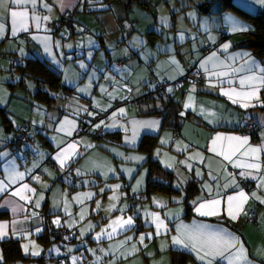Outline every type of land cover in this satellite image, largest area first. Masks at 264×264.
I'll return each mask as SVG.
<instances>
[{
    "label": "crops",
    "instance_id": "crops-1",
    "mask_svg": "<svg viewBox=\"0 0 264 264\" xmlns=\"http://www.w3.org/2000/svg\"><path fill=\"white\" fill-rule=\"evenodd\" d=\"M25 10L27 31L14 33L11 11ZM260 11L261 0H37L35 5L0 7V153L6 154L0 155V232L8 237L0 240V264L37 262L5 260L2 243L7 240H18L22 254L30 258L41 254L58 259L69 251L64 264H104L113 256L124 260L125 247L113 249L102 242L109 236L120 239L132 229L119 228L127 220L121 212L131 191H139V200L144 194L149 206L160 208L167 219L159 233L165 242L162 249L143 251L141 261L127 259L126 264H156L152 261L161 251L168 253L162 264H172L170 250L185 253L184 264H207L199 256L215 248L227 251L212 258V264H230L238 250L252 264H264V84L240 83L260 76L264 67V57L241 44L254 28L248 16ZM66 13L68 24L49 29L50 22ZM234 22L248 30L232 31ZM225 43L230 44L227 51L222 49ZM119 58L124 59L121 67L116 65ZM246 60H254L257 69L250 71ZM189 68L199 71L202 80L184 81L173 90L178 136L172 139L173 129L164 125L165 111H159L165 104L157 83L177 80ZM47 69L59 76L54 88L43 82ZM249 83L259 89L258 99L236 94L252 90ZM38 90L49 100L40 99ZM127 98L139 106L116 105ZM243 103L254 106L244 108ZM101 112L107 114L94 123L92 117ZM248 121L257 126L254 137L240 129ZM79 125L89 131L100 125L105 138L77 133ZM25 126L26 140L18 143L17 134ZM146 134L157 135L161 149L177 157L179 174H173L172 186L180 191L163 193L169 200L145 192L148 159L165 165L160 157L164 150L153 155L136 149ZM62 149L63 168L55 159ZM251 164L258 167H248ZM138 175L145 178V186L134 190ZM191 179L199 188L189 198L192 211L185 215L183 187ZM110 180L115 193L110 211L102 212L93 205L99 187ZM208 201L219 203L201 211L216 215L196 211ZM250 210L255 212L253 220L246 216ZM147 221L142 222L155 234L154 223ZM51 227L73 232L75 240H51L44 247L38 237ZM174 237L187 247L174 244ZM95 240L96 250L91 246Z\"/></svg>",
    "mask_w": 264,
    "mask_h": 264
},
{
    "label": "trees",
    "instance_id": "trees-1",
    "mask_svg": "<svg viewBox=\"0 0 264 264\" xmlns=\"http://www.w3.org/2000/svg\"><path fill=\"white\" fill-rule=\"evenodd\" d=\"M248 18L252 21L254 28H253V31L250 32L245 37V39L241 42V44L243 46H246L252 49L257 55L264 57V12L260 11L256 15L248 16ZM191 70L192 69L189 68L188 71L185 73H191ZM44 72H45L44 74L46 78L43 82H46L47 85L51 88H54L57 85H59V76L55 72H53L50 69H47ZM184 74L180 78H178V80L183 78ZM161 81L162 80H160L157 83V87ZM176 88L178 87L173 88V90ZM173 90H172L171 96L166 97L162 94L160 95L161 96L160 98L162 99L165 105H164V109L163 110L161 109L159 111H163V112L165 111L164 118H163L164 125L171 127L174 132V130H177V127H178L176 123L178 110L176 107L177 106L176 103H174V99H173L174 91ZM38 94L40 96V99L45 100V101L49 100L48 94L46 92H43V91L41 92L40 90H38ZM240 129H243L245 132H247L245 130V125ZM256 133L257 131H254V132H251L250 135L254 137ZM18 134L16 137L17 142H18L17 140ZM93 137L96 139H100V138L104 139L105 132L104 131L102 132L101 137H98V136H93ZM157 139H158L157 135L155 134H146L141 138L136 149L150 154L152 152L153 147L157 144ZM18 143H22V142H18ZM147 165H148V174H147L146 187H145L146 194H149L150 192H161V193L170 195V194L177 193L180 191L178 188H175L174 186H172V180L174 178L172 171L163 169L161 165L159 164V162L157 161V159H154V158L148 159ZM198 188H199L198 183H197V180L195 179L189 180L183 187V191L185 193L184 203L186 205L185 215H187L188 213L192 211V205L189 202L190 201L189 198L194 193V191L198 190ZM137 228L138 229L142 228V225L137 226ZM38 240H40L43 246L46 247L51 240L57 241L59 239L52 235L51 228H50V230H46L44 234L39 236ZM74 240H75V234H74L73 239L70 242ZM70 242H67V243H70ZM62 243H65V242H62ZM2 251H3L5 260H9V261H13L15 259H29V260L34 259L37 262L39 261L42 262L44 259L43 256H39L36 258H30V257L24 256L22 254V250L20 248L18 240L4 241L2 243ZM66 252L67 251H65V253ZM65 253L61 258L65 257ZM170 254H171L172 264H184L186 260L188 259V256L185 253L177 251V250H170ZM68 257L69 256L66 257V260L62 264H64L67 261ZM59 259L60 258L56 259L58 264H59Z\"/></svg>",
    "mask_w": 264,
    "mask_h": 264
},
{
    "label": "rangeland",
    "instance_id": "rangeland-1",
    "mask_svg": "<svg viewBox=\"0 0 264 264\" xmlns=\"http://www.w3.org/2000/svg\"><path fill=\"white\" fill-rule=\"evenodd\" d=\"M123 43V42H121ZM122 101V100H121ZM102 114H104L105 112H101ZM99 113H97L95 116H93L92 118H95ZM161 143L159 141V139H157V144L153 147V155H157L160 154L159 151L160 150H164L161 149ZM163 155L160 157H164V161H165V165H163L161 162V164L164 167H168L170 169H176L174 170L175 175H178L179 173V164H177V157H175L174 155H171L168 150H164ZM158 156V158H159ZM159 163V164H160ZM160 164V165H161ZM162 167V166H161ZM164 167H162L163 169H165ZM171 171V170H170ZM111 180L110 182H105L101 187H99L98 192L100 193L99 196L97 197V199L94 201V205L93 207L97 210L100 209V211L102 212H109L110 211V199L114 196V184H111ZM138 182L139 185H138ZM145 186V178L143 179L142 177L140 178V175H138L133 183V189L135 190H140L143 189ZM118 188V187H117ZM116 188V192H118V189ZM106 189H109L108 191H106ZM136 193L137 196V203L135 206L131 205L130 202V195ZM139 191H131L128 193L127 196V202L128 204L126 206H124V212H121L122 214H125V218L128 219L129 217H132L133 219V224H132V229L128 232H126L127 235L123 236L122 238L118 239H114L112 237L109 236V239L106 242H102V243H107L108 247L110 248H118V247H125L126 250H122V251H126L125 253V258L122 261H118L116 257H112L111 260L106 261L104 264H126L127 259L128 261H133L135 259L141 261V259H143V251L145 253H147L150 250H154V253H156L158 247L160 249H162V246L165 245L164 240H162L161 235L159 234L161 229L164 227V221L167 219V214H164V218H162V211L160 210V208H151L149 206V202L147 200H145V195L142 194V196H140L142 198V200H139ZM155 195V197H159V198H167L169 200V197L166 195H162L163 193L161 192H154L153 193ZM103 195H108L107 198H105ZM163 196V197H162ZM179 196V195H176ZM183 197V196H182ZM169 208V207H168ZM155 214V215H153ZM120 216V215H119ZM138 216V217H137ZM148 219V221H147ZM164 219V220H162ZM142 221H147L150 223V221H152L154 223L155 226V234L153 233V231L150 228H147V226L145 224H143ZM163 221V226H161L159 228V230L157 229V224ZM142 224V228L138 229L137 225L138 224ZM129 227V226H128ZM149 234H151L149 236ZM143 235V240H141V236ZM94 240V239H93ZM60 244H66V243H62L61 241L57 240ZM90 243V241L87 242V245ZM69 244V243H67ZM71 244H75L74 242ZM76 245V244H75ZM91 246L98 247V242L95 240L94 243H91ZM122 247V248H123ZM90 250V248H89ZM80 250H76L75 252H78ZM82 251V250H81ZM64 252V251H63ZM74 252V251H73ZM65 253V252H64ZM161 255L156 256L153 259L152 262L156 263V264H162L164 261V256L168 253H164L163 251L160 252ZM41 255V254H40ZM39 255V256H40ZM38 256V257H39ZM43 256V255H42ZM44 259L43 261H39L36 262V264H57L56 263V259L52 258V256H43ZM54 257V256H53ZM95 257V255H94ZM128 257V258H126ZM146 257V255H145ZM35 264V263H34Z\"/></svg>",
    "mask_w": 264,
    "mask_h": 264
},
{
    "label": "snow or ice",
    "instance_id": "snow-or-ice-1",
    "mask_svg": "<svg viewBox=\"0 0 264 264\" xmlns=\"http://www.w3.org/2000/svg\"><path fill=\"white\" fill-rule=\"evenodd\" d=\"M32 3V4H36L37 0H0V7H7L8 4H15V5H23L25 3ZM262 3H264V0H261ZM11 16L14 18V27H13V32H19V31H27V27H26V22H27V19H28V12L27 10L25 11H11ZM33 19H36L35 17H33ZM44 19H47V17H45ZM163 22H166V19L163 21ZM240 30H248L247 29V26L246 25H243L242 23H236L234 22L233 23V28H232V31H240ZM3 32V25H0V33ZM181 39H183V37H181ZM90 43L94 44V41H90ZM230 47V44L228 43H225L224 45H222V49L224 51H227ZM45 51L46 52H50V48L47 46V44L45 45ZM212 56L215 57L216 56V53H212ZM243 56L247 57L248 56V53H243ZM245 64L248 65V64H251L252 67L249 69L250 71H255L257 69L258 66H256L255 64V61L254 60H246L245 61ZM81 68L85 67L83 64L80 65ZM260 76H249L247 78H242L240 80V83L241 85H244L246 83V81L248 82H254V81H257L259 80L260 83L264 84V67H261L260 69ZM179 71V69H178ZM223 75V74H221ZM30 87H32V85H30ZM249 87H251L252 90L250 91H247V92H241V93H236L238 96H242L245 100H248V101H251L253 98H257L258 99V91L259 89L256 88V87H253L251 83H249ZM83 91V90H81ZM169 91H171V89H169ZM227 94V93H225ZM234 103L236 102L235 100L233 101ZM187 106V105H186ZM242 107L244 108H248L250 106H254V105H251L250 103H243L241 105ZM121 114H123L124 112V109H119L118 110ZM89 115H92V113H89ZM116 113H113V116H115ZM70 124H74V121H69ZM101 124H104V121H101L100 122ZM100 125H94V127H99ZM114 125H107V127H113ZM69 134H71L69 132ZM233 139H239V138H233ZM243 142H247V137L243 138ZM69 147H73L72 145H69ZM66 150L62 149L61 152H58L55 159L58 160V162L60 163V166L63 168L65 163H66V160L63 159V155H64V152ZM252 151H257V149H252ZM75 153H73L74 155ZM0 155H6L4 153H0ZM135 159H143L142 157H136ZM248 167H252V168H256L258 167L256 164H251V165H248ZM199 175V173H197ZM19 176H23V174H18ZM241 175H243V173H241ZM2 183V182H0ZM140 182H138V185H139ZM25 188H27L28 186L27 185H24ZM118 187V186H117ZM4 188L3 187H0V191H3ZM135 190V189H134ZM13 195H19V192H14L12 193ZM241 197H244V193L241 192L239 194ZM21 199H24V197H21ZM228 200L229 201H232L233 200V197H228ZM219 201H208V202H205V203H201L199 205V207L196 208V211L199 212L201 215H216L217 213L215 211H201V209H204L206 208L207 206L209 205H216L218 204ZM37 207H39V201H37ZM155 215V214H153ZM229 215L232 216L233 219H236V216L233 215V213L231 212V210H229ZM58 221H54V223H57ZM133 223V219L132 217H129L127 220L123 221V223L119 224V228L123 229L127 226H130L132 225ZM163 226V221H160L158 224H157V229L159 230V228ZM37 231H40V229H37ZM115 231V229H114ZM104 233H101V234H98V235H103ZM110 235V233H109ZM151 234H149L150 236ZM8 238L6 233H3V232H0V240L2 239H6ZM143 235L141 236V240H143ZM234 239V238H233ZM173 243L176 244V245H183L185 247H187L186 244H184V241L180 238H177V237H174L173 238ZM229 247H231V245H229ZM25 251H27V248H25ZM227 251V249H219V248H215V249H212L210 250L209 252L205 253V255H201L199 256V259L201 260H206L207 259V264H212V258L216 257V256H224L225 255V252ZM33 255H38L39 253H32ZM228 256L229 257H232V253L231 252H228ZM237 262H239V264H252V262L250 260H248L247 256L243 253L242 250H238L237 251V254L235 257H233L231 260H230V264H237Z\"/></svg>",
    "mask_w": 264,
    "mask_h": 264
},
{
    "label": "built area",
    "instance_id": "built-area-1",
    "mask_svg": "<svg viewBox=\"0 0 264 264\" xmlns=\"http://www.w3.org/2000/svg\"><path fill=\"white\" fill-rule=\"evenodd\" d=\"M70 22V15L69 14H64L60 19L56 20V21H53V22H50L48 24V27L49 29L51 30H57L59 29L61 26L65 25V24H68ZM210 49V46L207 45L205 46V50H209ZM124 63V59L123 58H119L117 61H116V65L117 67H121ZM202 80V74L199 72V71H196V70H191V73H185L183 78L181 79H177V80H174V81H169V80H162L158 87H157V90L160 94L164 95V96H171L172 94V90L173 88L175 87H178L182 82L184 81H191L193 83H197V82H200ZM169 89H171V91H169ZM121 103H130V104H134L135 106H139V102L137 100H130L129 98L123 100V101H120L118 102L116 105H120ZM107 114V112H105L104 114L102 113H99L95 118H94V123L96 121H99L101 118H103L105 115ZM93 123V124H94ZM257 129V126L256 124L253 122V121H248L246 122L245 124V130L248 132V133H251V132H254L256 131ZM27 131H28V128L25 126V127H22L19 134H18V142H23L26 137H27ZM77 133H83V132H88L89 130L85 127V126H78L77 129H76ZM93 136H98V137H101L102 136V129L99 127V128H91V130L89 131ZM178 136V132L177 130H174L173 134H172V139H175L176 137ZM246 185V184H244ZM130 201H131V204L132 206H135L136 203H137V197H136V194H132L130 196ZM247 218L249 220H253L255 218V212L250 210L248 213H247ZM141 225L138 224L137 226ZM51 233L54 237L58 238L60 241L62 242H70L73 237H74V234L73 232H70V231H67V230H64L62 228H59V227H51ZM70 255V252H66L65 253V257L63 258H60L59 259V264H62L65 260H66V257Z\"/></svg>",
    "mask_w": 264,
    "mask_h": 264
}]
</instances>
